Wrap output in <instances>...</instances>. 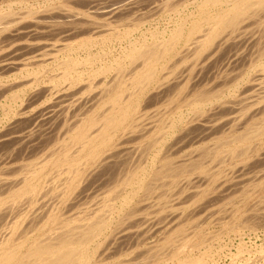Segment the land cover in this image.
I'll return each mask as SVG.
<instances>
[{
  "label": "bare ground",
  "instance_id": "obj_1",
  "mask_svg": "<svg viewBox=\"0 0 264 264\" xmlns=\"http://www.w3.org/2000/svg\"><path fill=\"white\" fill-rule=\"evenodd\" d=\"M88 1H91V2L93 1V2H95V4H96V2L97 3L99 2V1H95V0H60L59 6H54V5L48 6L47 5L46 8L44 7V9H40L41 7L40 8L37 7V9H33V10L22 9V11H16L14 6L15 5L16 6L22 5L24 3V0H19V1L14 2V3L12 2L13 4H11V3L9 5L7 4V7H5L6 9L0 8V59L3 58V56L5 57V55L7 53H9V50L15 46V44L10 41L11 37H9L10 36L9 32L12 33L11 31L14 30V28H15L14 33L12 35H14V34L17 35L19 33H22L23 30H26V29H18L17 28V25H20L19 27L22 28L21 25L23 23L22 24H19V23L22 20H24V18L26 19L25 22H27L26 17L29 18L32 16L31 17L32 19L30 18L28 20H31L35 27H38L39 29L41 28L42 30H43V28H47L45 34L50 33V30H48V28H50L51 26L52 27L58 26V27L63 28L62 29L63 33H64L63 35L66 36V37L64 36L65 40H66V38H67V40L68 39L73 40L72 43L70 40H69L70 41L69 43H64L65 41H63L64 45H63V43H61L62 45L59 44V46L55 42H53V44L55 43L56 45H53L52 43H50V45L49 44L48 45L51 46V49H47V50H46V48H49L48 45L41 42L40 39H37L36 42L32 41L30 43V45H32V47L38 46L39 48L41 46V43H43L44 46H46V48L44 47L45 48L44 50L41 48V50H43L42 52H45L44 55L42 54L43 56H45V55L48 56L51 54L53 55V53H55L53 55V56H55V60H56V64H55L56 68L55 69L58 70L59 72L55 71L56 74H54L52 77H50L52 85L40 87V84L42 82L41 81L42 80V74L40 73V71L35 72L34 70H33V73H31L32 71H29L30 73L27 76L21 77L22 80L17 79V76H15V77L10 76V77H8V79H5V80L1 78V80H0V96H4L6 93H8L11 90L19 89L16 94H14L12 92V94H14V96L13 95H11V96L14 97V99H15L14 101L21 100V99L23 100V103H24V101H27L28 106L25 104L26 108L29 106L32 107V105H35V104H39L40 100L42 101V98L46 99L48 97L52 98V100L49 99L50 103H52V104L58 103L57 107L55 106L56 108H54V109H53L54 105L53 106L48 105V107L51 106L53 110L51 113L49 112L48 114H46L47 117H49L48 121H50V123H51V125L48 123V126L46 125V127H49V125H50L49 129H51V130L49 132L53 133L52 134L53 137H54V135H55V138H56V136L58 137V139L56 138L57 140L54 138L52 139V141L55 140L53 143L54 145L51 147V148L54 147L53 150L49 149L50 150L48 152L49 155L46 153V157L43 156L42 160L38 156V158H40L39 160H37L35 158L36 160L34 159V160L30 161L29 163L23 165L20 169L17 170V172L16 171H15V173L10 172V174H14V176L12 175V177H11V175H10V177L9 176L8 177H1L0 176V264H103V262L105 263V261H107V260L115 259L117 257V254L118 255L122 254V252H116L117 251L116 249L118 248V247H116V245L120 246V245H118V243H120V241L128 240L129 244H131L130 240L133 238H134L133 241L136 239L141 241L144 238L148 239V237L151 236L150 235L151 232L153 234V230H154L153 229L154 227H152L153 222L150 221L151 223H149L148 221H149V219L151 220L152 217H154V216H149L151 218L148 217V219L146 217V219L142 220V221L140 220L141 216L138 217V219H139V220L137 219L138 221H136L135 218H136V216L143 215L144 213L146 214L147 209L149 210V208L150 209L152 208V210H153L154 206H155V209L156 208H159V209L162 208L163 209V207L165 208L167 205H164V204H166L167 201L168 202L170 201L169 199H167L168 198L167 192L171 190L170 194H171V192L174 193L176 191L174 189V187L179 183V181L182 182L185 178H188V176H190V175L192 176L193 173L200 172L202 175H205V177H207V180L209 179V182H214L218 179L219 176L221 177V175L219 174L220 172L219 173L215 172V171H219L218 168H220L221 166L220 167L217 166L218 168L213 170L214 173L209 172L208 169L211 170L213 167L216 166V164H215V166H213L214 165L213 164L212 165L213 167L210 166L211 168H208V166L210 165L209 164L210 162H214L216 160L218 161L219 159H220V161L225 160L226 158H224V156H226V157L228 156L231 158L235 157L238 159L241 158L242 156L243 157H249L251 154L257 155V153H259L260 150H262V152H260V154H264V146L261 147V145L264 144V78H261L260 80H258L257 77H259V76L257 75V77L255 78L256 80L254 79L253 81H251V84L253 85L252 86L253 87L252 92L258 93L259 94V95H257L258 97L251 101V99H253V98H250V96H247V98L248 97L250 98V100L248 99L250 102L245 104V101H244L243 103H240V104H244V106L238 105L236 107L234 106V104L236 102L232 103V101H231L232 99H230V100L226 99L228 97L227 94L228 93L232 94V88L233 87L236 89L237 86L242 84L241 81L245 80L246 82H249L248 80H250V78L247 79V77L244 76L246 78L245 79L242 76H240V78H237L236 76H234L237 79L235 78V80H234V82H232V84H228L226 81H225V83L223 81H221L223 83L218 84L216 87L207 86L210 83H208V82L205 83L207 80L205 82L203 81L204 79H207L206 78L207 76L205 77V76H203V74L209 75L206 73L205 69H206V67L210 61L212 62V60L215 59L214 61H215V65H216V64H218V61L216 62V60H219V59H221L222 61L226 60V64L229 67L231 65H233V63L238 64L240 62V60L241 59L244 60L243 58H245V55L248 54V53L245 54L246 48L248 46H253V47L255 46V48H256L255 52L256 53L254 52L255 55H254V57H252L253 55L251 56L250 61L247 60V61H249V65L248 66L246 65L247 67L246 68L244 67L245 69H243V70H245L246 73L248 72L249 74H250V72L252 73V71H254V73L256 71H260V72L264 73V30H262V32H260L261 30H259L261 27L263 28V26H264V0H158V1L156 0L154 2V4H152V3L149 4V2H153L154 0L153 1L149 0L146 3H145V0H143L144 2H142V1L138 2V3L136 2V4L134 3L136 0H134V1L131 0L134 5L131 3L132 5H130V4L127 5L126 9L124 8L125 5L123 7L124 9L119 8L120 12L116 11L112 16L110 15V17L114 19V20L112 19V21H111L112 23L103 24V25L100 24L101 23L100 21L98 22V21H96L97 19H95V16L97 17L102 13V12H100V10H102V8L101 9L99 8L100 6H102V4L98 5L99 6L98 8L87 9V8H89L88 6L90 4V2H88ZM107 1L108 0H106V2ZM109 2H113V0H110ZM118 2L119 1H117V3ZM121 2H119V3L121 4ZM58 3H59V1H58ZM114 3H116V2H114ZM124 3H125V0H124L123 4ZM87 4H88V6H87ZM95 4H93V5L91 4V5L94 6ZM144 4H146V5H144ZM116 5H115V7L114 6L113 7L116 8ZM95 6H97V5H95ZM31 8H32V6H31ZM33 8H34V6H33ZM91 9H94V10L91 11ZM109 9L107 7V10H109ZM106 13H108V11ZM111 13H112V10H111ZM103 14H104V12H103ZM107 15H109V14H107ZM107 15L105 14L104 16H107ZM111 18H108L109 22H110ZM125 20H127V21L125 22ZM251 22H252V25H250ZM113 23H119V24L114 25ZM49 24L51 25L50 27H49ZM155 24L159 25L162 28L156 27V26L154 27ZM148 25H149V27H148ZM248 25L250 27L254 26V28L255 27L259 28L258 29L259 32L256 28L255 29L257 31H255L253 29H250V31H249V29H246V28H249ZM23 26H25V25H23ZM32 26H31V28L33 29L34 26L33 27ZM52 27H51V29L53 30ZM28 28H30V26ZM28 28H27L28 31L31 30ZM61 28H60V30H61ZM39 29H38V33L40 31H42V30L39 31ZM243 29H245L246 31L244 33H240L241 30H243ZM52 30H51V34H52ZM62 30L60 31V33L59 32L58 33L61 34ZM47 31H49V32H47ZM25 32H27V31H25ZM34 32L37 33V30ZM53 32H54V34H56L55 29L53 30ZM27 33L29 34L30 32H27ZM27 33H26V35H27ZM33 33H31V34L33 35ZM51 34H50V36H51ZM61 35H59V36L62 37ZM42 36L45 37L46 35L44 36L42 34ZM48 36H49V34H48ZM50 36H49V38H51ZM30 37L32 39V36H30ZM57 37H58V35H57ZM57 37L55 38V39H57L56 41H58L60 39V37H58V38ZM14 38H17V37L14 36ZM14 38H13V40H14ZM18 38H20V36H18ZM37 38H39V37H37ZM53 38L54 37H52L51 39H53ZM23 39H25V38H23ZM29 39L26 38V40H29ZM31 39H30V41H31ZM61 39H63V38H61ZM16 41H18V40H16ZM106 42L119 44L118 50H120V52H118L119 54L117 55V57L115 56L114 59L112 58L113 60H110L109 56L112 54V50L115 48H113V46H112L113 49L110 47V49L108 48L109 51L105 52V50L103 49L104 46L102 44H105ZM123 42H125L126 44L125 45L122 44ZM59 43H60V41H59ZM43 44H42V47H43ZM23 45H25V44H23ZM30 45H28L27 47H31ZM99 45H102L103 54H101L100 52H99L100 54L91 53L92 50L94 48L98 47ZM20 46L22 47V45H19V47ZM27 47L22 48L21 50L26 49ZM253 47H252V49L254 50ZM17 48H18V46L15 48V50ZM28 49L30 50V48H28ZM248 49H249V47H248ZM33 50L35 51V48ZM33 50H32V52H33ZM41 50L39 49L38 51H41ZM88 50H91V51L89 52ZM253 50H251V51L253 52ZM17 51H19V50L17 49ZM83 51L85 52V54H82ZM114 51H116V50H114ZM249 52H250V50H249ZM12 53H11V55H13ZM74 53L77 55L73 56L72 54H74ZM25 54H27V53H25ZM25 54H23V55H25ZM39 55L41 57V54H39ZM249 55H251V53ZM10 56L8 55V57H10ZM15 56H17V54ZM36 56H38V55H36ZM36 56H34V57H36ZM19 57H21V56H18V58ZM246 58H247V56H246ZM47 59H49V58H47ZM47 59L38 60L36 62L34 61L35 60L34 59L33 61H28L25 63L22 62L19 65H15L16 63L15 64L12 63L14 65H10V66L7 63H6V65L2 63L4 66L3 67L1 66L0 69H2V70H0V71L2 73L4 71V73H6V74H8V73L13 74V72H15V71L23 70L24 68H21V67H24L26 65L28 67V65L31 66V65L35 64L37 66L42 67V66H44V64H46L44 62H46ZM247 59H249V58H247ZM1 60H3V59H1ZM1 60H0V62H1ZM5 61H6V57H5V60L3 62H5ZM97 61H100L102 63V65L100 67L95 66ZM222 61H220V62H222ZM244 61L241 63V65H243ZM54 63H55V61H54ZM101 63H99V64H101ZM237 64H236V66H239ZM209 65H210V63H209ZM184 66L185 67L190 66L188 69L186 67V69L188 71V72L186 71L187 75H184V72H185ZM213 67H211V68L213 69ZM220 67H222V66H220ZM31 68H32V66H31ZM235 68L232 70L236 71ZM197 69H199V71ZM196 70L198 72H196ZM43 71H45V70H43ZM240 71H241V68H240ZM34 72L36 74H34ZM223 72H225V71H223ZM238 73H240V72H238ZM32 74L35 78L31 80V78L33 76L32 77H29V76ZM38 74H40V75H38ZM256 74H257V72H256ZM17 75H18V73H17ZM222 75H221V78H222ZM101 76L103 77V78H101L102 80H99L96 82L95 81L96 78L101 77ZM227 76H230V75H227ZM237 76H238V74H237ZM254 76H256V75H254ZM200 77H201V79H200ZM251 77L254 78L253 76H251ZM209 80H210V78H209ZM219 80H221V79H219ZM44 84H46V83H44ZM59 85L65 86L66 87L65 89H68V91L67 92L65 91L66 92L65 94L58 97L57 94H59V91H57V90L62 91V89L58 87ZM81 85H83V86L79 88L80 90H76V92L74 90H72L73 88L81 86ZM213 85H214V82H213ZM190 86H191V89H190ZM246 86H247V84H246ZM28 89L31 90V94L29 95V97H26L27 96L26 92ZM77 91H79L80 93L82 92V95L75 97ZM248 91H250V90H248ZM233 93H234V91H233ZM244 93L247 94V92H244ZM251 93H249V95H251ZM165 96H166V98H165ZM252 96L253 95H251V97ZM25 98H27V99H25ZM160 98L161 99L165 98L164 100H165L166 105H167V103H169V105H170L171 102L173 103V102H175V100H177L176 101L177 104H175V106L180 105L181 112L178 114V116H175V117H172L169 113L171 118L170 117H169L170 119L168 118L169 121L166 118L167 122L166 121L164 122V123H166L164 126L162 125L163 119H160V121L157 120L158 123L154 124V125L149 126L146 123H145L146 126L142 125V120H143L142 116L145 113L141 112L143 114L142 115L140 113V111H141V109H142V111L144 110L143 108H144L145 104L148 106L146 100L151 99L153 102V100L159 101ZM228 101L230 103H232L233 105H230ZM237 101L241 102V100H237ZM45 104H46V102H45ZM151 104H149V106H152ZM161 104L163 105L164 103L161 102ZM169 105L166 106V108L167 107L169 108ZM229 105L233 106V107H230ZM173 106L174 105L171 104L172 109H174ZM8 107H10V106H8ZM38 107L45 109V108H43V106H40V105H38ZM38 107H37V105H36V107H33V112L27 111V109H21V111L17 110V113H16V111H14V112L16 115H22V117L28 113H32V115L33 114L35 115L42 110L40 108L41 110L39 109L40 110L39 111ZM160 107H159V109L158 108L157 109L161 110L163 106L161 107V109H160ZM228 107L232 108L233 112H234V109H237L236 114L234 115V113H233V115H232L233 119H231V120H233V125L231 126L232 130L226 131L229 128V126L227 125L228 126L227 127L226 124L231 125V123L227 122L230 120L228 118L229 120L227 119L223 130H219L221 133L219 135L217 134L218 136H216V134H215L216 137L214 136V140H216V141L212 142V145H206L207 149H205V148L203 149V148H201V146H200V148L198 147L199 152L205 150L201 153V156L197 157L199 154L195 153L196 157H197L196 159H191L188 157L189 159H191L190 161H188V159H187L188 162L184 163L182 160L183 163L181 161H178V162H180L179 164H174L175 161L173 162L170 159V156L172 154H170V156L165 155V154H168V150H167L168 146H166V145H167V143H170L171 140L173 141V144L171 143L173 146L175 139H177L181 143L180 140L184 141V139L187 137L189 139V135H190V137L193 135L192 139H191L192 143H193V140L196 141L199 139V141H200L201 137L203 138L208 134H212L213 131L216 132L218 129H221L222 128L221 126L224 124V123L221 124V122H225L224 120H226V119H223V117L228 116V114L226 113L227 112L226 109ZM146 109H148V108H146ZM157 109H155V110L158 113L159 111H157ZM45 110H47V109H45ZM49 110H51V108L50 109L48 108V111ZM155 110H153V111L155 112ZM175 110H177V109H175ZM175 110H173V111H175ZM217 111H219V113H221V112L226 113L227 115L225 114L223 116L222 113L218 114ZM224 111H226V112H224ZM4 112H7V110ZM34 112H36V113H34ZM42 112H41V114L45 113V111H44V113H42ZM164 112H165V110H164ZM164 112H162V114ZM148 113L153 114L151 112V110H149V109H148ZM210 113H215V115L218 114L220 116H217V117H219L218 119L215 120V118H216L215 117L213 120L214 114L213 115L211 114V116H210ZM38 114L40 117L41 114L40 113H38ZM49 114H50V116H48ZM160 114H161V112H160ZM167 114H165V115H167ZM229 114H231V113H229ZM46 115H45L44 119H46ZM155 115L156 114H153L151 116L149 115V116L152 117V120H153ZM172 115H173V113H172ZM22 117H20V118H22ZM29 117H28V120H30ZM35 117L36 116H34V118ZM71 117H73V118L75 117V119H73L74 121L72 120L71 122H69ZM145 117H146V114H145ZM150 117H149V119H151ZM228 117L231 118V116H228ZM159 118H160V116H159ZM25 119H26V117H24V119H21V120L24 121ZM146 119H148V117H146ZM197 119H198V121L195 122V120H197ZM21 120H19V121H21ZM35 121H36V119H35ZM34 122H32V124H34ZM37 122H39V121H36L35 126L37 125ZM43 122H44V120H43ZM43 122L41 120V123H43ZM68 122L70 124H68ZM153 122L154 121H152V122L150 121L148 123H153ZM21 123H22V121H21ZM41 123H38V125ZM45 123H46V121L44 122V124H41V125L44 126ZM155 123H156V120H155ZM23 124H24V122H23ZM25 124L28 125L27 123H25ZM32 124L30 123L29 125H32ZM240 124H241V127H240ZM66 125L68 128H66ZM11 127H13V126H11ZM24 127H25V125H24ZM30 127L31 126H29V127L27 126V128L25 127L26 128L25 130H27L28 128L30 129ZM233 127H234V129H233ZM22 128H20V129H22ZM36 128L38 131L37 126H36ZM42 128H45V127H42ZM63 128L66 129V131H64ZM20 129H19V131H20ZM22 130L24 131V129H22ZM37 131L35 130V127L31 128L27 132L25 131L26 133H24L25 135L22 136V138L24 139V141H27L29 143L32 142V145H33V142L35 143L37 139L40 142L39 138H41V137H39V136L41 135L43 137H46V135L44 136V135H42V133H39ZM39 131H41V130H39ZM47 131H48V128L46 130V133L49 134V132H47ZM61 131L62 132L64 131V133L61 134ZM4 132H6V131H4ZM14 133H16V132L14 131L12 134H14ZM19 133H21V131ZM61 135H63V137ZM15 136L16 135H14V139L17 142L23 141L22 138H21L22 139V141H21V139L20 140L16 139ZM49 136H47V137H49ZM131 136L132 137L135 136V139L138 136L141 139L142 138L143 139L144 138H147V139L151 138V142L149 140L150 143H145L143 145L141 144L142 142H140V141L135 142L136 144H138V143H139V145L141 144V147L145 146V145L147 146V147L146 146L144 147L145 149L143 147H142L143 149L142 148L140 149L139 146H138L139 148L136 147V149L139 152L138 153L136 150V152L138 153L136 155V157L138 158L139 155L140 156L142 155L141 157L139 156L142 159L139 161L138 164L136 163L137 159L135 160L136 161L135 163L137 165L133 164V162H132V164H130L131 161H129L130 163L127 162L129 167L132 165H136V166L130 167L127 170L125 169L124 171H118L119 173L115 172V174H117V175H115V177H113L111 179H107L104 182L103 181V179L105 178L104 174H107L105 172L107 167H106V169L104 167L106 165H108L109 162H112L113 157L115 158L113 160H116V158H119L118 154H123V152L125 153L126 150L124 149L125 151L123 150V152H118L117 153L118 157H115V155H113V157L107 156V155L111 154V152L112 153L116 152V151L110 152V150L117 149V147L119 145L123 146L124 143L120 141V140H123L122 138L126 137L125 140L127 141V140H129L128 138ZM209 136L210 135H208V138H209ZM11 137H13V136H11ZM18 137H21V136L18 135L17 138ZM153 137H154V139H153ZM175 137H177V138H175ZM205 138L207 139V137H205ZM205 138L201 139V140H205ZM188 139H185V140L187 141ZM6 140H8V138ZM117 140H119V141H117ZM125 140H123V141H125ZM191 140L189 139V141H191ZM52 141L50 140V142H52ZM131 141H129V143ZM134 141L135 140H133L132 142H134ZM15 142H14L13 146L15 145ZM43 143H45V142H43ZM176 143L177 142L175 140V144ZM178 143L176 144V147L174 148L175 150H176V148H178L179 150L181 148V146L177 147ZM19 144H22V143L18 142L16 144V146H18ZM171 144L169 147H171ZM37 145H39V144H37ZM16 146H14V148L9 152V156L6 155L7 157L0 158V167L4 164L8 165L12 160H14L16 158V153H17L16 150H18L16 148ZM19 146L23 149L22 145H19ZM209 146H210V148H209ZM2 147L4 148V144ZM42 147H43V145H42ZM124 147H125V144H124ZM121 148H123V147H121ZM125 148H127V147H125ZM43 149L45 150V148H43ZM46 149H47V146H46ZM44 150L41 151V153L38 152L36 154H42V152L45 153ZM140 150L143 153H141ZM179 150H178V152H179ZM194 150L195 149H193V151ZM196 150H197V148H196ZM128 151L130 152V149ZM128 151H126L127 155H128ZM134 151H135V149H134ZM3 152H2V155L5 153V152L4 153ZM136 152L132 151L131 154H135ZM176 153H177V150H176ZM21 154L23 155V153H21ZM26 154H28V153L26 152ZM35 155H33V156H35ZM125 155H126V153H125ZM26 156H28V155H26ZM33 156H32V159H33ZM120 156H122V155H120ZM173 156H175V155H173ZM261 156H263V155H261ZM261 156H259V158H263ZM110 157H111V161H109ZM192 157L194 158L195 156H192ZM125 158H124V160H125ZM21 159H22V157H21ZM246 159L247 158H245V161H246ZM263 159H262V161H263ZM16 160H18V159H16ZM227 160H229V159H227ZM227 160H225V161H227ZM240 160L238 163H240ZM248 160H249V158H248ZM256 160H258V157L256 158ZM119 161H120V159H119ZM185 161H186V159H185ZM251 161L254 162V159H252ZM242 162H244V161L242 160ZM116 163H117V161H116ZM214 163H217V162H214ZM227 163H228V161H227ZM236 163H237V161H235L234 164L237 165ZM263 163H264V161H263ZM256 164H258V163H256ZM256 164H254V165H256ZM244 165H246V164H244ZM228 166H230V165H228ZM233 166H231L229 168H232ZM242 166H243V164H242ZM250 166H253V165L251 164ZM262 166H264V164H262ZM257 167H258V165H257ZM6 168H8V167H6ZM226 168H224L223 170H225ZM250 168L251 167L247 168L246 170L249 171ZM261 168H263V167H261ZM261 168H260V170H261ZM109 169H112V168H109ZM113 169H115V168H113ZM236 169H239L238 165H237ZM236 169H235V171H236ZM252 169H250V170H252ZM1 170H3V168ZM6 170H8V169H6ZM239 170H243L240 172V174L241 173H247L246 170L244 172V169L240 168ZM239 170H238V172H239ZM11 171H13V170H11ZM230 171L231 170H229V172ZM257 171H258V168H257ZM262 171H264V170H262ZM3 172H5V169H4V171H2V173L1 172L0 173L1 174L6 173V172L5 173H3ZM227 172L228 171H225L226 174H227ZM231 172H233V171H231ZM253 172H254V170H253ZM258 172H261V171H258ZM221 173H222V171H221ZM235 173H237V171ZM256 173L257 172H254V174L250 175V176L255 177ZM111 174L112 173L110 172V175ZM196 174H198V173H196ZM201 174L198 176H202ZM258 174H256V175H258ZM107 175L109 176V173ZM107 175H106V177H107ZM232 175H234V173ZM237 175H238V177H236V178L238 179L240 175L239 174H237ZM223 176L224 175L222 174V177ZM192 177H194V176H192ZM202 177H199V178H202ZM220 177L217 181H219L221 179ZM230 177H232V176H230ZM254 177L252 179V182L248 181V183H250V182L251 183L248 184L245 189H242L243 192L240 191L241 190L240 188L242 187L243 182H247L246 178L244 179L246 181L240 180V182L242 183L241 185L238 184V186L239 185L241 186L240 188L237 187L238 189H240L238 191L243 193V197L239 198V199L240 200L242 199L241 201L243 203L247 202L248 199L252 198V196L255 195V193L257 191L262 190L261 192H264V176L262 178L260 177V179H258L257 178L258 176H256L257 180L253 181ZM95 178L96 179L98 178V180L96 182H94L96 180ZM191 178H189V179H191ZM236 178L234 180L235 183L237 181ZM181 179H182V181H181ZM204 179H206V178H204ZM241 179H243V178H241ZM191 180H189V181L191 182ZM196 180H194V181H196ZM198 180L199 181H197V182H200L201 179H198ZM202 180H201V183L205 181V180H203V181ZM249 180H251V179H249ZM184 181H187V180L185 179ZM184 181H183V183H185ZM189 181H187V182H189ZM194 181H192V183ZM224 181H225V179H224ZM227 181H228V179H227ZM231 182L234 183L233 181H231ZM192 183L191 184L187 183L186 187L189 184L190 185L189 187L192 188L196 182H194L193 186L191 187ZM206 183H208V182L205 181L204 184H206ZM220 183L221 184H219V182H218V186L223 184V182H221V181H220ZM214 185H215V183H214ZM227 185H228V183L226 184V186H224L225 189H227ZM203 186H204L203 184L200 186L201 188L199 189L198 193L196 192L197 194L195 196H194V194L193 195L189 194V198L191 196L193 198L191 197L190 199H194V198L199 199V197L201 198V196L203 194H205L206 192H208V190H209V188L206 189V186H208L207 184L205 187H203ZM179 187L180 186H178V188ZM186 187H184V189H183V187H180L183 189V190L181 189L182 193L185 191ZM189 187H188V189H189ZM228 187H229V185H228ZM234 187H236V186H234ZM99 188H101L100 189L101 191H100V193L97 194V192H99V191H97ZM175 188L178 189L177 186ZM193 188H195V187H193ZM210 188L214 189L215 186L210 187ZM243 188H244V186H243ZM80 189L86 190V191H88V193H89V191H92V192H93V190L95 191L96 196L94 195V193L93 194L91 193L92 196L94 195L95 197L93 196V198H92L91 194L89 195L90 200L92 198V200L90 201V203H91L90 205H86V206L84 205L83 206V204H79V203H84V202L87 203L86 201L89 199V196H88V198H85L84 202H82V201L80 202V200L83 199V197H84V196L81 197L83 192H81ZM172 189L175 191L173 192ZM230 189L233 190L234 188H230ZM221 190L223 191L224 189H221ZM158 191H160V193ZM222 191H221V193L223 194V192H225V190L223 192ZM227 191L229 193H232V192H230L231 190H227ZM185 192H188V190H186ZM190 192H188V193H190ZM154 193L155 194L159 193V196H158V194L155 196L156 198L159 197L156 201V202L159 201L157 204V205H159L158 207L156 204L154 205V204L150 203L151 201L154 202L152 200L153 199L152 196L155 195ZM192 193H193V189H192ZM213 193L214 192H212V194ZM219 193H220V191H219ZM168 194H169V192H168ZM83 195H84V193H83ZM184 195L185 194H183V196ZM186 195H187V193H186ZM223 195H225V194H223ZM223 195H220V196H223ZM226 195H228V194L226 193ZM235 195H237V193ZM239 195H242V194H239ZM256 195L253 197H256ZM214 196L216 197V195H214ZM231 196H232V194H231ZM258 196H259V194H258ZM80 197H81V199L79 200L78 198H80ZM180 197L181 196H179V199H180ZM184 197H186V196H184ZM208 197H210V195ZM228 197H230V196H228ZM261 197H262V195L260 196V198ZM227 198H223V199L227 200ZM177 199H178V197H177ZM235 199H236V197H235ZM47 200H49V201L46 203L45 201H47ZM172 200L173 199H171V201ZM187 200L188 199H186L185 201H187ZM217 200L218 199H216V202H217ZM230 200H231V198H230ZM232 200H234V197ZM232 200H231V202H234ZM92 201L93 202L96 201V202L93 203ZM195 202H196V200H195ZM213 202L215 203V201H212V203ZM263 202L264 201H262V204H263ZM140 203H142V204L145 203L146 206H144V207L147 209L145 210L143 206H142L143 209H140ZM178 203H180V202H178ZM184 203H187V202H184ZM160 204H161V207H160ZM171 204L172 203L169 202V205H171ZM92 205H94V206L92 207ZM172 205H174V204H172ZM234 205L236 206L238 204H234ZM253 205H255V207H257L256 204H253ZM151 206H153V207H151ZM174 206H171V207H173V209L175 210V208L177 206L175 208H174ZM259 206H260V202H259ZM236 207H235V209H232V210H236ZM263 207L264 206L262 205L261 210H263ZM180 208L181 207H179V209ZM220 208H221V206H220ZM239 208L237 210H240ZM251 208H249V209L252 210L253 208L252 209ZM257 208L260 210V207H257ZM257 208H255V209H257ZM173 209H170V214L175 213ZM225 209H226V207H225ZM225 209L223 208V210H225ZM243 209H245V208H243ZM246 209L249 210L248 208H246ZM167 210H169V209H167V207H166V211ZM171 210L174 213H172ZM177 210H178V208H177ZM221 210L219 213H221ZM250 210H249V213H250ZM259 210H257V211H259ZM155 211H157V210H155ZM191 211H193V210H191ZM211 211L213 212V210H211ZM158 212H160V211H158ZM182 212H183V210H182ZM224 212H226V211H224ZM233 212L234 211H232L230 213L228 212L229 214L228 213L227 214L230 216L231 214H233ZM245 212H246V210H244V214H245ZM252 212L253 211H251V215L252 214H254V216L257 215L256 211H255L256 213H252ZM259 212H261V211H259ZM148 213H150V212H148ZM148 213H147V215H150ZM151 213H154V211H152ZM226 213H224L225 215L222 213V215H224L223 217L227 216ZM236 213H238V211L235 212V214ZM249 213H247V214H249ZM162 214L166 215L167 213L166 214L162 213ZM207 214L208 213H206V215ZM184 215H185V213H184ZM197 215H199V214H197ZM251 215H248L246 217H248L250 220L249 216H251ZM166 216H170V215H166ZM192 216H194V215H192ZM259 216H260L259 218H257L258 216H255L254 218L256 220H253L254 218L252 215L253 219L248 221V220H246L247 218L244 215L242 220L245 219L246 221H248L247 225H245V223H243L244 227L250 226L253 229H257L255 227L256 223L258 221L263 223V220H264V217H262L261 215H259ZM227 217H225V218H227ZM132 218H134V221L136 223H134ZM167 218H169V217H167ZM175 218L176 217L174 216V219ZM131 219H132V222L134 223L133 225H132V222L130 221ZM155 219H156V216H155ZM171 219H173V217ZM199 219H202V218L200 217ZM239 219H241V218L239 217ZM182 220H180V221H182ZM204 220H206V219L204 218ZM220 220H221V218H220ZM129 221L131 222L130 226H128V225L126 226V224H124V223L129 224L130 223ZM163 221L159 224L164 223ZM190 221H189V223L187 222V225L190 224ZM221 221L223 222V220H221ZM167 222H168V219L166 220V223ZM170 222H172V220ZM193 222H191V223H193ZM260 222H258V224ZM122 224H124L126 227L123 225L124 228L121 230L119 228H122L121 227ZM179 224H181V223L176 224L178 226L177 229L173 230L171 228L172 232H170L169 234L166 232L167 230L164 231L165 229H163V232L167 233V235L164 237V233H162L164 240H161V239L159 240V242L162 241L161 246L160 245L156 246L154 243V245L156 246L155 248L158 247V249L155 250L157 252H154L155 248H150V249L148 248L150 252L142 248L144 252L147 251V252H145L147 255H143L142 254L143 252L141 253L142 250L140 249V253L138 252L139 253L138 255L140 258L138 260V262H140L139 264H151V263H154L155 261L157 262V261L163 260L164 258L167 257V255L169 256V254H167V253L172 250V247H170V246L175 245L177 243V242L175 243V241H178L177 235L178 234H184V232L182 230L183 226L182 225L179 226ZM229 224H231V223H229ZM240 224H242V223H240ZM261 224L259 226H261ZM114 225H116V226L114 227ZM157 225L158 224H156V228L158 226H160V225H158V226ZM187 225H184V226H187ZM199 225H201V224H199ZM153 226H155V225L153 224ZM229 226L231 228H233L232 225H229ZM239 226H242V225H239ZM256 226H258V225H256ZM190 227L194 228L193 225H190ZM202 227H204V226H202ZM234 227H236V226H234ZM237 227H238V225H237ZM250 227H249V229H250ZM183 228L185 229V227H183ZM117 230L119 231L120 235H119ZM232 230H230V231H232ZM197 231H199V230H197ZM220 233H223V232H220ZM116 234H118V235H116ZM194 234H197V233H194ZM216 234H217V232H216ZM192 235H193V233H191V236ZM188 236H184L181 239L182 244L179 245V247H178L179 250L177 249L176 245L173 246L174 247L173 249L177 250V251L175 253H173L172 256L173 255L177 256L180 254L179 252H184L185 248H187L189 243H191L193 240V239H191L190 236L188 238ZM161 237L162 236H160L159 238H161ZM193 237L194 236H192V238ZM208 237H209V235H208ZM208 237H206V238H208ZM210 237H211V235H210ZM128 241H126V242H128ZM136 242H138V241H136ZM153 242L151 241L149 243L151 244ZM157 242H156V244H157ZM199 242H201V241H198V243ZM198 243H196L197 246H198ZM125 244H127V243H125ZM139 244H141V242ZM124 246H125V248L127 246L132 248V245L131 246L130 245H127V246L124 245ZM147 246H148V244L145 247H147ZM142 247H144V246H142ZM152 247H154V246H152ZM167 247L168 248L170 247L169 251L167 253H165L166 256H162V254H164L163 252H165L163 249L164 248L167 249ZM120 249H122V248H120ZM120 249H119V251H125V249L124 250H120ZM127 249H129V248L127 247ZM256 251H258V250H256ZM108 252L112 253L110 257H109L110 254L109 255L106 254ZM152 252H154V254ZM239 252H240V250H239ZM113 253H114V255H113ZM261 253H263V251ZM238 254H243V253L240 252ZM248 255H250V254H248ZM137 256L135 257L136 261L138 259ZM236 256H238V255L236 254L235 257ZM201 257H203V256H201ZM260 257H262V256H260ZM121 258H123V257H121ZM135 258H133V259L135 260ZM196 258L192 259V261L190 260L191 259L190 258L189 261H191L192 264H203L202 261L204 259L199 260L200 258L199 259L198 258L196 259ZM239 258H241V257H239ZM254 258H252V259H254ZM130 259H132V258L130 257ZM249 260H251V259H249ZM117 261L112 260V263H108V262L107 263L108 264H122V262L127 261V260L123 259L121 262L116 263ZM133 262H125L123 264H134ZM185 264H186V261H185ZM188 264H190V263H188Z\"/></svg>",
  "mask_w": 264,
  "mask_h": 264
},
{
  "label": "rangeland",
  "instance_id": "obj_2",
  "mask_svg": "<svg viewBox=\"0 0 264 264\" xmlns=\"http://www.w3.org/2000/svg\"><path fill=\"white\" fill-rule=\"evenodd\" d=\"M1 2H0V8H2V9H6L5 7H7V4L9 5L10 3L11 4H13L14 2H17V1H19V0H0ZM38 1V2H37ZM58 1H59V3H58ZM95 1H99L98 3L96 2V4H95V2H91V1H88V2H90V4H89V6H88V4H87V6L89 7V8H87V9H90V8H98L99 6L98 5H101L102 4V6H100L99 8L101 9L102 8V10H100V12H102L99 16H95V19H97L96 21H100L101 23L100 24H110V23H112L111 21H112V19L113 18H111L110 17V15L112 16L116 11H119V8H121V9H126L127 7V5H132L133 4V2L132 1H134V0H125V3L123 4V2H124V0H113V2H109L110 0H108L107 2H106V0H95ZM103 1V2H102ZM117 1H119V2H121V4L118 2L117 3ZM129 1V2H128ZM131 1V2H130ZM144 2L143 0H136L134 3L136 4V2L138 3V2ZM147 1H149V0H145V3L147 2ZM150 1H153V0H150ZM156 0H154L153 2H149V4L150 3H152V4H154V2H155ZM158 1V0H157ZM13 2V3H12ZM28 2V3H27ZM114 2H116V3H114ZM108 3V4H107ZM132 3V4H131ZM40 4V5H39ZM42 4V5H41ZM57 4V5H56ZM93 4H95V5H97V6H92ZM105 4V5H104ZM110 4V5H109ZM117 4V5H116ZM120 4V5H119ZM123 4V5H122ZM148 4V3H147ZM148 4V5H149ZM49 6V5H54V6H59L60 5V0H24V3L22 4V5H18V6H14V8L16 9V11H22V9H27V10H33V9H37V7L38 8H40V9H44V7L46 8V6ZM91 5V6H90ZM109 5V6H108ZM115 5H116V8H114L115 7ZM119 5V6H118ZM124 5H125V7H124ZM134 5V4H133ZM144 5H146V4H144ZM31 6H32V8H31ZM33 6H34V8H33ZM104 6V7H103ZM111 6V7H110ZM114 6V7H113ZM118 6V7H117ZM106 7V8H105ZM107 7H108V9L110 10H107ZM113 7V8H112ZM124 7V8H123ZM29 8V9H28ZM105 9V10H104ZM114 9V10H113ZM120 9V10H121ZM92 10H94V9H91V11ZM104 10V11H103ZM111 10H112V13H111ZM108 11V13H106ZM103 12H104V14H103ZM120 12V11H119ZM111 13V14H110ZM107 15V14H109V15H107V16H104V15ZM32 17V16H31ZM31 17H26L27 18V22H25V18H24V20H22L19 24H22L21 26H22V28H20L19 26L20 25H17V28L18 29H26V30H23L22 31V33H19V34H14V35H12L13 33H14V30H15V28H14V30H12L11 32L12 33H10L9 32V37H11L10 38V41L12 42V43H14L15 44V46L13 47V48H11L10 50H9V53H7L9 56L11 55V53L13 54V55H11L10 57H8V55L6 54L5 55V57H6V61L5 62H3L4 60H5V57L3 56V58H1V59H3V60H1V62H0V68H1V66L3 67L4 65L3 64H5L6 65V63L7 64H9V66L10 65H14L15 63V65H19V64H21L22 62H28V61H33L34 59V61L36 62V61H38V60H42V59H47V58H49V59H47L46 60V62H44V63H46V64H44V66H37V65H31L32 66V68H31V66H29L28 65V67H27V65L26 66H24V67H21V68H24L23 70H21V71H15V72H13V74L12 73H8V74H6V73H4V71H3V73L0 71V80H1V78L2 79H8V77H10V76H12V77H15V76H17V79H21V77H23V76H27L30 72L29 71H32L31 73H33V70L36 72V71H40V73L42 74V82H41V84H40V87H45V86H49V85H52V83H51V78L50 77H52L54 74H56V72H59L58 70H56L55 68H56V60H55V56H53L55 53H53V55L51 54V55H48V56H43L44 54H45V52H42L45 48H46V46H44V44H46V45H50V43H52L53 44V42H55L56 44H58V46H59V44H61V43H63V41H65L64 43H69L70 41H71V43H72V41L73 40H70V39H68L67 40V38H66V40H65V35H63L64 33H63V28H61V27H58V26H56V27H52L50 24H49V27L51 26L52 28H53V30L55 29L56 30V34H54V32H53V30L51 29V27L50 28H48V30H50V33H47V34H45L46 33V30H47V28H43V30L40 28H38V27H35L34 26V24H33V22L31 21V20H28V19H30ZM103 17V18H102ZM108 18H111V20H110V22H109V19ZM32 19V18H31ZM114 20V19H113ZM30 21V22H29ZM127 20H125V22H126ZM114 22V21H113ZM26 23V24H25ZM121 23V22H120ZM28 24V25H27ZM114 25H117V24H119V23H113ZM23 25H25V26H23ZM27 25V26H26ZM34 27H33V26ZM250 25H252V22H251V24ZM30 26V28H28ZM31 26L33 27V29L31 28ZM106 26V25H105ZM160 27L159 25H154V27ZM249 26V25H248ZM16 27V26H15ZM148 27H149V25H148ZM172 27V26H171ZM16 28V29H17ZM27 28L28 29H31V30H27ZM35 28V29H34ZM39 29V31L40 30H42V31H40L39 33H38V29ZM60 28H61V30H62V32H61V34H59L60 33ZM160 28H162V27H160ZM257 30L259 29V28H257V27H255ZM254 28V26H252V27H250L249 26V28H246V29H249V31H250V29H253V30H255V31H257L256 29ZM263 28H264V26H263ZM262 27L259 29V30H261L260 32H262V30H264ZM45 29V30H44ZM37 30V33L36 32H34V31H36ZM51 30H52V34H51ZM59 30V31H58ZM259 30H258V32H259ZM25 31H27V32H30L29 34L27 33V32H25ZM246 30L245 29H243V30H241V32L240 33H244ZM34 32V33H33ZM42 32V33H41ZM47 32H49V31H47ZM59 32V33H58ZM26 33H27V35H26ZM31 33H33V35L31 34ZM36 33V34H35ZM41 33V34H40ZM247 33V32H246ZM22 34V35H21ZM31 34V35H30ZM41 36H40V35ZM42 34L45 36V37H43L42 36ZM48 34H49V36H50V34H51V38L52 37H54L53 39H51V38H49V36H48ZM39 35V36H38ZM54 35V36H53ZM57 35H58V37H60L59 35H61L62 37H60V39L58 40V41H56L57 39H55L56 37H57ZM14 36L15 37H17V38H14ZM18 36H20V38H18ZM23 36V37H22ZM30 36H32V39H31V37ZM34 36V37H33ZM56 36V37H55ZM65 36V37H64ZM139 36V35H138ZM22 37V38H21ZM37 37H39V38H37ZM57 37V38H58ZM13 38H14V40H13ZM23 38H25V39H23ZM26 38L27 39H31V41H30V39L29 40H26ZM35 40H34V39ZM47 38V39H46ZM61 38H63V39H61ZM12 39V40H11ZM23 39V40H22ZM37 39H40L41 40V42H43V43H41V46H40V48L38 47V46H33L32 47V45H30V43L33 41H37ZM43 39V40H42ZM46 39V40H45ZM50 39V40H49ZM55 39V40H54ZM16 40H18V41H16ZM49 40V41H48ZM62 40V41H61ZM70 40V41H69ZM15 41V42H14ZM28 41V42H27ZM59 41H60V43H59ZM18 42V43H17ZM23 42V43H22ZM46 42V43H45ZM49 42V43H48ZM29 43V44H28ZM53 44V45H56V44ZM64 43H63V45H64ZM23 44H25V45H23ZM42 44H43V47H42ZM108 44V45H107ZM122 44H126L125 42H123ZM19 45H22V47L20 46L19 47ZM28 45H30L31 47H27ZM48 45V47L49 48H46V50L47 49H51V46H49ZM62 45V44H61ZM60 45V46H61ZM104 47H103V49L105 50V52H108L109 51V49H110V47L112 48V46H113V48H115V49H113L112 50V54L109 56V59L110 60H113L114 59V57L116 56L117 57V55L119 54L118 52H120V50H118L119 49V44L118 43H111V42H106L105 44H102ZM102 45H99L98 47H96V48H94L93 50H92V52L91 53H93V54H103V52H102ZM106 45V46H105ZM18 46V50L19 51H17V49L15 50V48ZM27 47L26 49H23V50H21L22 48H25V47ZM38 47V48H37ZM45 47V48H44ZM248 47H249V49H248ZM247 48H246V51H245V54L246 53H248V54H246L245 55V58H243L244 60H240V62L237 64V63H233V65H231L230 67L226 64V60H224V61H222L221 59H219V60H216V62L218 61V64H216L215 65V59L214 60H212V62L210 61L209 63H210V65H209V63H208V65H207V67H206V73L207 74H209V75H206V74H203V76H207L206 78L207 79H204L203 81L205 82L206 80V82L205 83H210L209 85H207V86H210V87H216L218 84H221V83H225V81L228 83V84H232V82H234V80H235V78L237 77V78H240V76H242V77H247V79H249L250 78V80H248L249 82H246L245 80L244 81H241V83L242 84H240L239 86H235L236 87V89L233 87L232 88V94H227V100H230V99H232L231 101H232V103H234V102H236L235 104H234V106L236 107V106H241V105H243L244 106V104H240V103H243L244 101H245V104L246 103H249L250 101V98H253V99H251V101L252 100H254L255 98H257L258 96L257 95H259L258 93H255V92H252L253 91V85L251 84V81H253L256 77H257V75L259 76V77H257V79L258 80H260L261 78H264V73L263 72H260V71H256L257 72V74H256V72L254 73V71H252V73L250 72V74L247 72L246 73V71L245 70H243V69H245L248 65H249V61H250V58H251V56L252 57H254V55H255V46L253 47V46H248ZM252 47L254 48V50L252 49ZM28 48H30V50L28 49ZM35 48V51L33 50ZM37 48V49H36ZM41 48L43 49V50H41ZM100 48V49H99ZM109 48V49H108ZM251 48V49H250ZM28 49V50H27ZM41 50V51H38V50ZM108 49V50H107ZM21 50V51H20ZM32 50H33V52H32ZM45 50V51H46ZM114 50H116V51H114ZM249 50H250V52H249ZM251 50H253V52L251 51ZM17 51V52H16ZM38 51V52H37ZM89 52L91 51V50H88ZM100 52V53H99ZM255 52V53H254ZM17 54V56H15L16 54ZM25 53H27V54H25ZM251 53V55H249ZM254 53V54H253ZM23 54H25V55H23ZM39 54H41V57H40V55ZM43 54V55H42ZM82 54H85V52L83 51L82 52ZM36 55H38V56H36ZM62 55V54H61ZM60 55V56H61ZM73 56H76L77 54H72ZM16 58H15V57ZM18 56H21V57H19L18 58ZM25 56V57H24ZM34 56H36V57H34ZM113 56V57H112ZM246 56H247V58H249V59H247L246 58ZM250 56V57H249ZM33 57V58H32ZM8 58V59H7ZM39 58V59H38ZM41 58V59H40ZM52 58V59H51ZM113 58V59H112ZM23 59V60H22ZM247 60H249V61H247ZM48 61V62H47ZM54 61H55V63H54ZM220 61H222V62H220ZM244 61V63H243V65H241V63ZM220 62V63H219ZM3 63V64H2ZM12 63H14V64H12ZM18 63V64H17ZM31 63V62H30ZM48 63V64H47ZM99 63H101L100 61H97V63H96V67H100L101 65H102V63L101 64H99ZM246 63V64H245ZM236 64L237 65H239V66H236ZM171 65V64H170ZM212 65V66H211ZM247 65V66H246ZM55 66V67H54ZM214 66V67H213ZM220 66H222V67H220ZM187 67V69L190 67H188V66H186ZM186 67L184 66V70H185V72H184V75H187L186 73L188 72L187 71V69H186ZM211 67H213V69L211 68ZM236 67V68H235ZM245 67V68H244ZM28 68V69H27ZM209 68V69H208ZM236 69V71H234V70H232V69ZM240 68H241V71H240ZM47 69V70H46ZM49 69V70H48ZM55 69V70H54ZM239 69V70H238ZM0 70H2V69H0ZM43 70H45V71H43ZM198 71H199V69H197ZM196 70V72H198ZM233 72H232V71ZM26 71V72H25ZM28 71V72H27ZM42 71V72H41ZM56 71V72H55ZM187 71V72H186ZM223 71H225V72H223ZM232 73H231V72ZM34 72V74H36ZM205 72V71H204ZM219 72V73H218ZM238 72H240V73H238ZM17 73H18V75H17ZM211 73V74H210ZM231 73V74H230ZM238 74V76H237V74ZM254 73V74H253ZM16 74V75H15ZM224 76H223V75ZM260 74V75H259ZM38 75H40V74H38ZM221 75H222V78H221ZM226 75V76H225ZM227 75H230V76H227ZM233 75V76H232ZM254 75H256V76H254ZM4 76V77H3ZM33 76V74L32 75H30L29 77H32ZM215 76V77H214ZM220 76V77H219ZM234 76H236V77H234ZM251 76H253L254 78H252ZM20 77V78H19ZM204 77V78H205ZM214 77V78H213ZM218 77V78H217ZM244 77V78H245ZM35 77L33 76L32 78H31V80L32 79H34ZM44 78V79H43ZM101 78H103L102 76L101 77H97L96 78V82L97 81H99V80H102ZM209 78H210V80H209ZM216 78V79H215ZM234 78V79H233ZM236 78V79H237ZM252 78V79H251ZM98 79V80H97ZM200 79H201V77H200ZM219 79H221V80H219ZM246 79V78H245ZM22 80V79H21ZM256 80V79H255ZM50 81V82H49ZM214 82V85H213V82ZM218 81V82H217ZM221 81H223V82H221ZM220 82V83H219ZM230 82V83H229ZM44 83H46V84H44ZM216 83V84H215ZM245 83V84H244ZM258 83V82H257ZM244 84V85H243ZM246 84H247V86H246ZM43 85V86H42ZM84 85V84H83ZM83 85H81V86H78V87H75V88H73L72 90H74L75 92H76V90H80L79 88L80 87H82ZM242 85V86H241ZM241 86V87H240ZM59 88H61L62 89V91L61 90H57V91H59V94H57V96L59 97V96H61V95H63V94H65L67 91H68V89H65L66 87L65 86H58ZM219 87V86H218ZM252 87V88H251ZM77 88V89H76ZM190 89H191V86H190ZM189 89V90H190ZM18 90L19 89H16V90H11V91H9L8 93H6L4 96H0V158H2V157H7L6 155H8L9 156V152L14 148V146H16V144L19 142V143H22V144H19V145H22V147H23V149L18 145V146H16V148L18 149V150H16V152L18 153H16V158L14 159V160H12L8 165L7 164H4V165H2L1 167H0V172L2 173V171H4V169H5V172H3V173H5V174H1L0 173V176L1 177H10V175H11V177H12V175L14 176V174H10V172L11 173H15V171L17 172V170L18 169H20L23 165H25V164H27V163H29L30 161H32V160H34L35 158L37 159V160H39L40 158H41V160L43 159L42 157L44 156V157H46V153L48 154V152L50 151L49 149H52L53 150V148H51L54 144V141L55 140H53L52 141V139L54 138V139H58V137L56 136V138H55V135H54V137H53V133H50L49 131L51 130V129H49L50 128V125H51V123H50V121H48L49 120V117H47V115L46 114H48L49 112L51 113L52 112V110L54 109V108H56L57 107V104L58 103H56V104H52V103H50V100H52V98H50V97H48V98H46V99H44V98H42V101L40 100V102H39V104H35V105H32V107H27L26 108V105L28 106V104H27V101H24V103H23V100L21 99V100H16V101H14L15 99H14V97H12L11 95H13L14 96V94H16L17 92H18ZM248 90H250V91H248ZM66 91V92H65ZM73 91V92H74ZM233 91H234V93H233ZM12 92L14 93V94H12ZM244 92H247V94L246 93H244ZM252 92V93H251ZM78 93V94H77ZM77 93H76V96L75 97H78L79 95L81 96L82 95V92L80 93L79 91H77ZM249 93H251V95H253L252 97H251V95H249ZM254 93V94H253ZM31 94V90H27V92H26V97H29V95ZM238 94V95H237ZM242 95V96H241ZM255 95V96H254ZM7 96V97H6ZM247 96H250V98L248 97L247 98ZM13 99H12V98ZM54 97V96H53ZM234 97V98H233ZM239 97V98H238ZM244 97V98H243ZM246 97V98H245ZM8 98V99H7ZM165 98H166V96H165ZM165 98H160L159 99V101H157V100H153V102H152V100L151 99H147L146 101H147V104H148V106H149V104H151L152 106H149L150 108L152 107H154L153 109L151 108H149L146 104H145V106H144V110L142 111V109H141V111H140V113L142 112V113H145L146 114V117H148V119H146V117H145V114L143 115L142 113V119L144 120H142V125H144V126H146L145 125V123L146 124H148L149 126L150 125H154V124H157L158 123V121H160V119H163L162 120V125L164 126L166 123H164L165 121L167 122V119L170 117L171 118V116L172 117H175V116H178V114L181 112V108H180V105H176L175 106V104H177V100H175V102H171V104H173L174 106V109H172V107H171V104L169 105V103H167V105L165 104ZM25 99H27V98H25ZM50 99V100H49ZM244 99V100H243ZM249 99V100H248ZM48 100V101H47ZM164 102H163V101ZM237 100H241V102L240 101H237ZM18 101V102H17ZM70 101V100H69ZM68 101V102H69ZM157 101V102H156ZM22 102V103H21ZM45 102H46V104H45ZM149 102V103H148ZM161 102L162 103H164L163 105L161 104ZM229 102V101H228ZM7 105H6V104ZM49 103V104H48ZM146 103V102H145ZM232 103H230L229 102V104L230 105H233ZM239 103V104H238ZM24 104V105H23ZM26 104V105H25ZM159 104V105H158ZM161 104V105H160ZM36 105H37V107H38V105H40V106H43V108H45V109H47V110H45V109H42L41 107H38V110L40 111V112H38V113H40L41 114V112L42 113H44V111H45V115H46V119H44V117H45V115L44 114H41V116L39 117V114L37 113V114H33L32 115V113H28V114H26L28 117H29V119L30 120H28V117L26 116V115H24L23 117H22V115H16L15 114V112L14 111H16V113H17V110L18 111H21V109H27V111H30V112H33V107H36ZM48 105H51V106H53L54 105V107H53V109H52V107L50 106V107H48ZM169 105V108L167 107L166 108V106H168ZM229 105V106H230ZM5 106V107H4ZM8 106H10V107H8ZM56 106V107H55ZM162 107V109H161V107ZM159 107H160V109L161 110H158L159 109ZM165 107V108H164ZM171 107V108H170ZM179 107V108H178ZM230 107H233V106H230ZM230 107H228L227 109H226V111H224V112H226L227 114H228V116H231V118L230 117H228V116H224L226 113H223V112H221L222 113V115L224 116L223 117V119H226V120H224L225 122H221V124H223L221 127V129H218L216 132L215 131H213L212 132V134H208V135H212L211 137L209 136V138H208V135H206L205 137H207V139L205 138V137H201L200 138V141H199V139L198 140H193V143H192V136L190 137V135H189V139L191 140V141H189V139H188V137L187 138H185V139H188L187 141L184 139V141L183 140H180L181 141V143L177 140V139H175L176 140V142L178 143V145H177V147H180L181 146V148H180V150L178 149V148H176V150H177V153H176V150L174 149L175 147H176V144H175V140H174V147L172 146V144H173V141L171 140L170 141V143H167V145L166 146H168V154H165V155H169L170 156V154H172L171 156H170V159H171V161H175L174 162V164H179L180 162H178V161H181L182 162V160H183V162L185 163V162H188V161H190L191 159H196L197 157H199V156H201V153L203 152V151H205V150H203V151H200L199 152V148H200V146H201V148H205V149H207L206 147V145H212V142H214V141H216V140H214V136H215V134H216V136H218L221 132L219 131V130H223V128H224V125L226 124V121H227V119L229 120V121H227V122H229V123H231V125L230 124H226V126L228 125L229 126V128L226 130V131H230V130H232L231 128V126L233 125V120H231V119H233L232 118V115H233V113H234V115L236 114V110L237 109H234V112L232 111V108H230ZM32 108V109H31ZM48 108L50 109L51 108V110H49L48 111ZM146 108H148L149 110H151V112L153 113L154 111L153 110H155V109H157V111H159L158 113L156 112V110H155V112L153 113V114H156L155 115V117L157 118H155L154 116V119L152 120V117H150L151 115H153V114H149L148 113V109H146ZM147 111H146V110ZM175 109H177V110H175ZM179 109V110H178ZM7 110V112H4V111H6ZM37 110V111H38ZM164 110H165V112H164ZM170 110V111H169ZM173 110H175V111H173ZM231 110V111H230ZM12 111V112H11ZM36 111V112H37ZM48 111V112H47ZM36 112H34V113H36ZM160 112H161V114H162V112H164L162 115L160 114ZM218 112V114H221V113H219V111H217ZM231 113V114H229V113ZM139 113V114H140ZM148 113V114H147ZM168 113V114H167ZM169 113H170V115H169ZM172 113H173V115H172ZM176 115H175V114ZM158 114V115H157ZM165 114H167V115H165ZM211 114L213 115V120H214V118H215V120L216 119H218L219 117H217V116H220V115H215V113H210V116H211ZM226 114V115H227ZM150 115V116H149ZM169 115V116H168ZM221 115V116H222ZM12 116V117H11ZM34 116H36L35 118H34ZM43 116V117H42ZM48 116H50V114L48 115ZM159 116H160V118H159ZM20 117H22V118H20ZM24 117H26V119L23 121V120H21V119H24ZM139 117V116H138ZM149 117L151 118V119H149ZM163 117V118H162ZM234 117V116H233ZM9 118V119H8ZM20 118V119H19ZM38 118V119H37ZM72 118V119H71ZM70 118V121L69 122H71L73 119H75V117L73 118V117H71ZM145 118V119H144ZM167 118V119H166ZM169 118V119H170ZM35 119H36V121H39V122H37V127H38V131H37V128H36V126H35V123H36V121H35ZM169 119H168V121H169ZM16 120V121H15ZM19 120H21L22 121V123H21V121H19ZM28 120V121H27ZM41 120H42V122H43V120H44V122L46 121V123H45V125L44 126H42L41 124H44V122L43 123H41ZM155 120H156V123H155ZM158 120V121H157ZM35 121V122H34ZM74 121V120H73ZM146 121V122H145ZM152 122V121H154L153 123H148V122ZM198 121V119L197 120H195V122H197ZM232 121V122H231ZM13 122V123H12ZM23 122H24V124H23ZM32 122H34V124H32ZM68 122V124H70ZM25 123H27L28 125H26ZM32 124L34 127H35V130L37 131V132H39V133H42V135H46V137H43V136H39V137H41V138H39L40 139V142H39V140L37 139L36 140V144L33 142V145H32V142L31 143H29V142H27V141H24V139L22 138V136H24L25 134L24 133H26L28 130H30L31 128H34L32 125H29V124ZM38 123H41V124H39L38 125ZM48 123L50 124L49 125V127H46V125L48 126ZM144 123V124H143ZM15 126H14V125ZM17 124V125H16ZM11 125V126H13V127H9V126ZM24 125H25V127L27 128V126L29 127V126H31L30 127V129L28 128L27 130H25L26 128L24 127ZM147 125V126H148ZM6 126V127H5ZM20 126V127H19ZM225 126V127H226ZM227 126V127H228ZM9 127V128H8ZM16 129H15V128ZM23 127V128H22ZM42 127H45V128H41ZM226 127V128H227ZM240 127H241V124H240ZM6 128V129H5ZM11 128V129H10ZM20 128H22V129H24V131L22 130V129H20ZM47 128H48V131L47 132H49V134L48 133H46V130H47ZM65 128V127H64ZM63 128V129H64ZM66 128H68L67 127V125H66ZM225 128V129H226ZM19 129H20V131H21V133H19L20 131H19ZM233 129H234V127H233ZM2 130V131H1ZM39 130H41V131H39ZM45 130V131H44ZM4 131H6V132H4ZM9 131V132H8ZM16 132V133H14V134H12L13 132ZM26 131V132H25ZM44 131V132H43ZM64 131H66V129H64ZM64 131L62 132L61 131V134L62 133H64ZM219 132V133H218ZM6 133V134H5ZM18 133V134H17ZM2 134V135H1ZM10 134V135H9ZM218 134V135H217ZM7 135V136H6ZM14 135H16L15 136V138L16 139H23V141H22V139H21V141L22 142H20V141H16L15 139H14ZM21 136V137H18L17 138V136ZM50 135V136H49ZM64 135V134H63ZM63 135H61L62 137H63ZM11 136H13V137H11ZM47 136H49V137H47ZM204 136V135H203ZM215 136V137H216ZM127 137V136H126ZM125 137V138H126ZM8 138V140H6ZM125 138H122L123 140H125ZM175 138H177V137H175ZM205 138V140H201V139H204ZM213 138V139H212ZM42 139V140H41ZM56 139V140H57ZM129 140H125V141H123V140H120L121 142H123L124 144H125V147H127V148H125L124 147V144H123V146L122 145H119L118 147H117V149H115V150H110V152L111 151H116V152H111V154H109V155H107V156H111V157H113V155H115V157H118L119 156V158H116V160H113V159H115L114 157L112 158V162H109V164L108 165H106L104 168L106 169V167H107V171L105 170V172L108 174L109 173V176L107 175V174H104L105 176V178L103 179V181L105 182V180H107V179H111V178H113V177H115V175H117V174H115V172L116 173H119L118 171H124L125 169L127 170L128 168H130V167H134V166H136L138 163H139V161L142 159V158H140L139 156H138V158L136 157V155L139 153L138 152V150L136 149V147H140V149L143 147H145V146H142L141 147V144L143 145V144H145V143H150L151 142V138H140L139 136L138 137H136V139H135V136L134 137H129L128 138ZM147 139V140H146ZM153 139H154V137H153ZM45 140V141H44ZM50 140L52 141V142H50ZM133 140H135L134 142H132ZM146 140V141H145ZM149 140H150V142H149ZM4 141V142H3ZM16 141V142H15ZM48 141V142H47ZM60 141V140H59ZM58 141V142H59ZM117 141H119V140H117ZM129 141H131L130 143H129ZM136 141H140V142H142L140 145H139V143L138 144H136L135 142ZM148 141V142H147ZM210 143H209V142ZM3 142V143H2ZM11 142V143H10ZM14 142H15V145L13 146V144H14ZM24 142V143H23ZM43 142H45V143H43ZM47 142V143H46ZM57 142V143H58ZM186 142V143H185ZM6 143V144H5ZM41 143V144H40ZM172 143V144H171ZM192 143V144H191ZM3 144H4V148L2 147L3 146ZM11 144V145H10ZM26 144V145H25ZM29 144V145H28ZM37 144H39V145H37ZM169 144V145H168ZM170 144H171V147L173 148H171V147H169L170 146ZM180 144V145H179ZM186 144V145H185ZM205 144V145H204ZM31 145V146H30ZM36 145V146H35ZM42 145H43V147H42ZM136 145V146H135ZM184 145V146H183ZM29 146V147H28ZM33 146V147H32ZM45 146V147H44ZM46 146H47V149H46ZM49 146V147H48ZM56 146V145H55ZM123 147V148H121V147ZM135 148H134V147ZM262 146H264V144H262L261 145V147ZM9 147V148H8ZM26 147V148H25ZM28 147V148H27ZM42 147V148H41ZM120 147V148H119ZM138 147V148H139ZM147 147V146H146ZM199 147V148H198ZM33 148V149H32ZM43 148H45V150L43 149ZM142 148V149H143ZM170 148V149H169ZM196 148H197V150H196ZM209 148H210V146H209ZM208 148V149H209ZM4 149V150H3ZM7 149V150H6ZM29 149V150H28ZM42 149V150H41ZM128 151L129 149H130V152L128 151V155H127V152L125 151ZM132 149V150H131ZM134 149H135V151H134ZM145 149V148H144ZM193 149H195L194 151H193ZM28 150V151H27ZM32 150V151H31ZM34 150V151H33ZM38 150V151H37ZM45 151V153L44 152H42V154H36V153H41V151ZM48 150V151H47ZM123 150L125 151V153H126V155H125V153L123 152ZM136 150H137V152H136ZM173 150V151H172ZM178 150H179V152H178ZM202 150V149H201ZM5 153H4V152ZM25 151V152H24ZM47 151V152H46ZM132 151L133 152H136L135 154H131L132 153ZM143 151V150H142ZM194 153H193V152ZM197 151V152H196ZM2 152L4 153L3 155H2ZM7 152V153H6ZM26 152L28 153V154H26ZM118 152H123V154H118V156H117V153ZM140 152H141V150H140ZM260 152H262V150H260L259 151V153H257V155L256 154H251L249 157H241V158H231V157H226V156H224V158H226L225 160H227V159H229V160H227L228 161V163H227V161H225V160H221L220 161V159L217 161H214V162H217V163H214V162H210L208 165V168H211V167H213V166H215V164H216V166L215 167H213L211 170L210 169H208L209 170V172H212V173H214V171L213 170H215V169H217L218 167H220V168H218V170L219 171H215V172H217V173H219L220 175H221V179L219 180V181H217L218 179H219V177H218V179L216 180V181H214V182H209V179L207 180V177H205V175H202L200 172H196V173H198V174H196V173H193L192 174V176H194V177H192L191 175L190 176H188V178H185L187 181H189V180H191V182L189 181V182H187V181H184L185 183H183V181H182V179H181V181L182 182H180L179 181V183L176 185L177 186V188H178V186H180V187H183V189H184V187H186V185H187V183H189V184H191L192 183V181H194V180H196V181H194V182H196L195 184H194V182L192 183V185H191V187L193 186V184H194V186L193 187H195V188H190L189 186V184H188V186L185 188V191L186 190H188V192H190V193H188V192H181V189L182 188H178V189H176L175 187H174V189L177 191H175V190H173V192L174 193H172L171 192V194H170V191H168L169 192V194H168V192H167V199H169L170 201L169 202H171L172 204H174V205H169V202L167 203L166 202V204H164V205H167L166 207H167V209H169V210H167L166 211V207L164 208L163 207V209L162 208H156L155 209V206H154V208H153V210H152V208L150 209L149 208V210L147 209V208H145L144 206H146V204L145 203H140V209H143L142 208V206L144 207V209L146 210L147 209V212H146V214L144 213L143 215H139V216H136V221H138L139 219H138V217H140L141 219V221L142 220H145L146 219V217H147V219H148V217L149 216H154V217H152V219L150 220L149 219V223H151L150 221H152L153 222V224L155 225V226H153V224H152V227H154L153 229V234H152V232L150 233V237H148V239L147 238H144V239H142L141 241H139V240H134L133 241V239H131L130 240V243L131 244H129V241L128 240H126V241H128V242H126L125 240V242L123 241H120V243H118V245H120V246H117L116 245V247H118L116 250V252H122V254H117V257L115 258V259H112V260H115V261H117L116 263H118V262H121L123 259L124 260H127V261H124V262H122V264L123 263H125V262H133L134 264H139L140 262H138V260L140 259L139 258V253H140V249L142 250L141 251V253L143 254V255H147L145 252H147V251H149V249L150 248H155L157 245H162V241H160L159 242V240L161 239V240H164V237L167 235V233L169 234L170 232H172V229L174 230V229H177L178 228V226L176 225V224H178V223H181V224H179V226L180 225H182L183 227H185V229L182 227V230H183V232H184V234H178L177 236V240L178 241H175V245H176V247H177V249L179 250V245H181L182 244V238L184 237V236H190L191 237V239H193L192 240V242L191 243H189V245H188V249L187 248H185V250H184V252H179L180 254L179 255H173L172 256V254L173 253H175L177 250H174L173 248V246H175V245H173V246H170V247H172V250L171 251H169V248L167 247V249L166 248H164L163 250L165 251V252H163L164 254H162V256H166V254L165 253H167L168 251V253L167 254H169V256L167 255V257L166 258H164L163 260H161V261H155L154 263H151V264H185V261H186V264H188V263H190V264H192V259H195L196 257L199 259V260H203L202 261V263L203 264H264V220H263V223L262 222H260V221H258V222H260L259 224H258V222L256 223V225H260L261 223V226H256L255 225V227L257 228V229H253V228H251L250 226H248V227H244V225H243V223H245V225H247V222L248 221H250L251 219H253L255 216H258L257 218H259L260 216L259 215H261L262 217H264V207H263V210H261L262 209V205L264 206V202H263V204H262V201H264V192H261L262 190H260V191H257L256 193H255V195H256V197H253V196H255V195H253L252 196V198H250V199H248L247 200V202H242L239 198H242L243 197V193H241V192H243L242 191V189H245L246 188V186L248 185V184H250L251 182H252V179H253V177H251L250 175H253L254 174V172H257L256 174H258V175H256L255 174V177H254V180L253 181H255V180H257V178L258 179H260V177L262 178L263 176H264V171H262V170H264V166H262V164H264L263 163V161H264V154H260ZM21 153H23V155L21 154ZM141 153H143V152H141ZM179 153V154H178ZM191 153V154H190ZM198 153L199 155L196 157V154ZM36 154V155H35ZM5 155V156H4ZM25 155V156H24ZM26 155H28V156H26ZM33 155H35V156H33V159H32V156ZM49 155V154H48ZM120 155H122V156H120ZM130 155V156H129ZM132 155V156H131ZM173 155H175V156H173ZM195 156L194 158L192 157V156ZM261 156V155H263V156H261V157H263V158H259V156ZM19 158H18V157ZM37 156V157H36ZM38 156L40 157V158H38ZM124 156V157H123ZM252 156V157H251ZM258 157V160H256V158ZM21 157H22V159H21ZM30 157V158H29ZM111 157L109 158V161H111ZM126 157V158H125ZM129 157V158H128ZM173 157V158H172ZM191 158V159H189V158ZM223 157V156H222ZM123 158V159H122ZM124 158H125V160H124ZM128 158V159H127ZM180 158V159H179ZM223 158V159H224ZM231 158V159H230ZM243 158V159H242ZM245 158H247L246 159V161H245ZM248 158H249V160H248ZM16 159H18V160H16ZM35 159V160H36ZM119 159H120V161H119ZM133 161H132V160ZM137 159V160H136ZM139 159V160H138ZM185 159H186V161H185ZM187 159H188V161H187ZM241 159V160H240ZM252 159H254V162L253 161H251ZM261 159V160H260ZM262 159H263V161H262ZM16 160V161H15ZM124 160V161H123ZM137 162H136V161ZM239 160H240V163H238L239 162ZM242 160L244 161V162H242ZM256 160V161H255ZM115 163H114V162ZM116 161H117V163H116ZM123 161V162H122ZM126 161V162H125ZM129 161H131V163L129 162ZM233 161V162H232ZM235 161H237V165H238V168L240 169H244V172H245V170L247 169V168H249V167H251L250 169H252V170H250L249 169V171L248 170H246V172L247 173H241L240 174V172L241 171H243V170H239V169H236L237 168V165H235L234 163H235ZM262 161V162H261ZM127 162H129L130 164H132V162H133V164H136V165H132V166H128V163ZM136 162V163H135ZM178 162V163H177ZM182 162V163H183ZM220 162V163H219ZM252 162V163H251ZM125 163V164H124ZM225 163V164H224ZM231 163V164H230ZM256 164V163H258V164H256V165H254V164ZM123 164V165H122ZM214 164V165H213ZM235 166H233V165ZM242 164H243V166H242ZM244 164H246V165H244ZM248 164V165H247ZM253 165V166H250V165ZM261 164V165H260ZM213 165V166H212ZM228 165H230V166H228ZM257 165H258V167H257ZM8 167V168H6V167ZM116 166V167H115ZM211 166V167H210ZM218 166V167H217ZM226 168L225 170H223L224 168ZM231 166H233L232 168H229V167H231ZM247 166V167H246ZM249 166V167H248ZM245 167V168H244ZM255 167V168H254ZM261 167H263V168H261ZM3 168V170H1ZM109 168H112V169H109ZM113 168H115V169H113ZM119 168V169H118ZM257 168H258V171H261V172H258L257 171ZM260 168H261V170H260ZM6 169H8V170H6ZM234 169V170H233ZM235 169H236V171H237V173H235L236 171H235ZM11 170H13V171H11ZM104 170V169H103ZM113 170V171H112ZM115 170V171H114ZM229 170H231V171H233V172H229ZM238 170H239V172H238ZM253 170H254V172H253ZM221 171H222V173H221ZM224 171V172H223ZM225 171H228L227 172V174L225 173ZM235 171V172H234ZM110 172L112 173L111 175H110ZM250 174H249V173ZM234 173V175H232ZM198 176V175H202L204 178H206V179H204L202 176H196V175ZM222 174L224 175L223 177H222ZM237 174H239L240 176H239V178L237 179L236 177H238V175ZM248 174V175H247ZM106 175H107V177H106ZM228 175V176H227ZM244 175V176H243ZM263 175V176H262ZM102 176V175H101ZM230 176H232V177H230ZM242 176V177H241ZM256 176H258L257 178H256ZM103 177V176H102ZM192 177V178H191ZM199 177H202V178H199ZM225 177V178H224ZM236 178V180L238 181H236V183L234 182V180H235V178ZM189 178H191V179H189ZM228 179V181H227V179ZM231 178V179H230ZM233 178V179H232ZM241 178H243V179H241ZM246 178V180H247V182H243V184L240 182V180H242V181H246V180H244ZM256 178V179H255ZM96 179V178H95ZM94 179V180H95ZM189 179V180H188ZM194 179V180H193ZM198 179H203V180H205L206 182H208V183H206L208 186H206V184H204V182H202L201 183V180H200V182H197V181H199ZM223 179V180H222ZM224 179H225V181L228 183V185H229V187L230 188H234L233 190L232 189H230L229 187H228V185H227V189H225V187L224 186H226V182L224 181ZM249 179H251V180H249ZM93 180V181H94ZM98 180V178L94 181V182H96ZM202 180V181H203ZM220 181L221 182H223V184L222 185H220V186H218V182H219V184H221L220 183ZM230 181V182H229ZM231 181H233L234 183H232ZM248 181H251L250 183H248ZM187 182V183H186ZM200 183V184H199ZM214 183H215V185H214ZM185 184V185H184ZM197 184V185H196ZM204 185L203 187H205L206 186V189H208L209 188V190H208V192H206L205 194H203L202 196H201V198L199 197V199H196V198H194L195 200H196V202H195V200L194 199H190L189 198V194L191 195H193L194 194V196L198 193V191H199V189L201 188L200 186L201 185ZM213 184V185H212ZM238 184H242V187L239 185L238 186ZM184 185V186H183ZM211 185V186H210ZM217 185V186H216ZM105 186V185H104ZM197 186V187H196ZM199 186V187H198ZM215 186V188L213 189V188H210V187H214ZM233 186V187H232ZM234 186H236V187H234ZM243 186H244V188H243ZM188 187H189V189H188ZM218 187V188H217ZM240 188V189H238V188ZM101 188H99L97 191H99V192H97V194L98 193H100V190ZM182 189V190H183ZM192 189H193V193H192ZM212 189V190H211ZM221 189H224L225 190V192H223ZM96 190V189H95ZM195 190V191H194ZM227 190H231L230 192H232V193H229ZM238 190H240V191H238ZM80 191L81 192H83L84 193V195H83V193H82V195H81V197H83V199H81V197L80 198H78L79 200H80V202L82 201V202H84L85 201V198H88V196L92 193H94V195L96 196V194H95V191L93 190V192L92 191H89V193H88V191H86V190H82V189H80ZM79 191V192H80ZM219 191H220V193H221V191L223 192V194H225V195H223L222 193L220 194L219 193ZM237 193V195H235L236 193ZM78 192V193H79ZM159 193H160V191H158ZM197 192V193H196ZM212 192H214L213 194H212ZM235 194H234V193ZM240 192V193H239ZM259 192V193H258ZM87 195H86V194ZM159 193H154L155 195H153L152 196V200L154 201V202H150L151 204H158V202H156L157 201V199L159 198V197H155L157 194H158V196H159ZM186 193H187V195H186ZM209 193V194H208ZM218 193V194H217ZM226 193L228 194V195H226ZM263 193V194H262ZM92 194H91V197L93 198V196H92ZM180 194V195H179ZM183 194H185L184 196H186V197H184L183 196ZM223 195V196H220V195ZM230 194V195H229ZM231 194H232V196H231ZM239 194H242V195H239ZM258 194H259V196H258ZM262 195V197L260 198V196ZM206 195V196H205ZM210 195V197H208ZM214 195H216V197L214 196ZM218 195V196H217ZM235 195V196H234ZM94 196V197H95ZM179 196H181L180 197V199H179ZM226 196V197H225ZM228 196H230V197H228ZM171 197V198H170ZM174 197V198H173ZM177 197H178V199H177ZM207 199H206V198ZM219 197V198H218ZM228 197V198H227ZM233 197H234V200H232L233 199ZM235 197H236V199H235ZM259 197V198H258ZM92 198H91V200H92ZM156 198V199H155ZM193 198V197H192ZM205 198V199H204ZM223 198H227V200L225 199H223ZM230 198H231V200L232 201H234V202H231V200H230ZM171 199H173L172 201H171ZM186 199H188L187 201H185ZM216 199H218L217 200V202H216ZM90 196H89V199L86 201L87 203H79V204H83V206L85 205H90L91 203H90ZM190 200V201H189ZM193 200V201H192ZM205 200V201H204ZM240 200V201H239ZM260 200V201H259ZM262 200V201H261ZM49 200H47V201H45L46 203L48 202ZM189 201V202H188ZM204 201V202H203ZM212 201H215V203L213 202L212 203ZM228 201V202H227ZM230 201V202H229ZM93 202V201H92ZM94 202H96V201H94ZM93 202V203H94ZM156 202V203H155ZM178 202H180V203H178ZM184 202H187V203H184ZM192 204H191V203ZM194 202V203H193ZM200 202V203H199ZM227 202V203H226ZM236 202V203H235ZM258 202V203H257ZM259 202H260V206H259ZM78 203V202H77ZM183 203V204H182ZM246 203V204H245ZM188 204V205H187ZM228 204V205H227ZM234 204H238V205H234ZM253 204H256V206L257 207H260V210L257 208V207H255V205H253ZM186 205V206H185ZM191 205V206H190ZM225 205V206H224ZM233 205V206H232ZM253 205V206H252ZM94 205H92V207H93ZM159 205H157V207H158ZM171 206H174V208H175V210L173 209V207H171ZM186 208H185V207ZM188 206V207H187ZM203 206V207H202ZM211 206V207H210ZM220 206H221V208H220ZM236 207V210H232V209H235V207ZM151 207H153V206H151ZM160 207H161V204H160ZM179 207H181L180 209H179ZM199 207V208H198ZM201 207V208H200ZM225 207H226V209H225ZM240 207V208H239ZM253 209H252V208ZM177 208H178V210H177ZM190 210H189V209ZM192 208V209H191ZM194 208V209H193ZM223 208L225 209V210H223ZM228 208V209H227ZM240 209V210H237V209ZM243 208H245V209H243ZM246 208H251L252 210H250V213H249V210H247ZM255 208H257V209H255ZM170 209H173L174 210V212H172V210H171V212L172 213H174V214H170ZM198 209V210H197ZM217 211H216V210ZM222 209V210H221ZM230 209V210H229ZM155 210H157V211H155ZM162 210V211H161ZM181 210V211H180ZM182 210H183V212L185 213V215H184V213L182 212ZM186 210V211H185ZM191 210H193V211H191ZM196 210V211H195ZM211 210H213V212L211 211ZM220 210H221V213H219L220 212ZM244 210H246V212H245V214H244ZM257 210H259V211H261V212H259V211H257ZM152 211H154V213H151ZM158 211H160V212H158ZM180 211V212H179ZM191 211V212H190ZM199 211V212H198ZM216 211V212H215ZM224 211H228L229 213L230 212H232V211H234L233 212V214H231L230 216L226 213V212H224ZM238 211V213H236L235 214V212H237ZM251 211H253L252 213H256L257 212V215H255L254 216V214H252L253 215V218H252V215H251ZM256 211V212H255ZM148 212H150V213H148ZM167 214H166V213ZM201 212V213H200ZM147 213L148 214H150V215H147ZM158 213V214H157ZM161 213V214H160ZM162 213H164V214H166V215H170V216H166V215H163ZM169 213V214H168ZM189 213V214H188ZM206 213H208L207 215H206ZM222 213L224 214V213H226V215L228 216H225V217H227V218H225V217H223L224 215H222ZM247 213H249V214H247ZM262 213V214H261ZM156 214V215H155ZM177 214V215H176ZM181 214V215H180ZM196 214V215H195ZM197 214H199V215H197ZM206 216H205V215ZM221 214V215H220ZM247 214V215H246ZM172 215V216H171ZM183 215V216H182ZM187 215V216H186ZM192 215H194V216H192ZM219 215V216H218ZM237 217H236V216ZM244 215H245V217L246 216H248V215H251V216H249L250 217V220H249V218L248 217H246L247 219L246 220H248V221H246L245 219L244 220H242L243 219V217H244ZM144 216V217H143ZM155 216H156V219H155ZM158 216V217H157ZM174 216L176 217L175 219H174ZM182 216V217H181ZM205 216V217H204ZM143 217V218H142ZM167 217H169V218H167L168 219V222L166 223V218ZM173 217V219H171ZM202 218V219H199V218ZM221 218V220H223V222L220 220V218ZM239 217L241 218V219H239ZM261 217V218H262ZM134 218H132L133 219V221H134ZM149 218H151V217H149ZM191 218V219H190ZM204 218L206 219V220H204ZM215 218V219H214ZM218 220H217V219ZM132 219L130 220L131 222H132ZM138 219V220H137ZM161 219V220H160ZM166 219V220H165ZM177 219V220H176ZM183 219V220H182ZM185 219V220H184ZM212 219V220H211ZM214 219V220H213ZM235 219V220H234ZM164 220V221H163ZM172 220V222H170V221ZM180 220H182V221H180ZM191 220V221H190ZM194 222H193V221ZM196 220V221H195ZM200 220V221H199ZM211 220V221H210ZM234 220V221H233ZM253 220H256L255 218L253 219ZM129 221V222H130ZM157 221V222H156ZM159 221V222H158ZM164 222V223H162V224H159V223H161V222ZM189 221H190V224H188L187 225V222L189 223ZM232 221V222H231ZM131 222L128 224V223H124V224H126V226L128 225V226H130V224H131ZM178 222V223H177ZM186 222V223H185ZM191 222H193V223H191ZM203 224H202V223ZM222 222V223H221ZM134 223H136L135 221H134ZM133 222H132V225L134 224ZM183 223V224H182ZM229 223H231V224H229ZM235 223V224H234ZM240 223H242V224H240ZM124 224H122L121 225V227L122 228H119V229H123L124 227H123V225ZM156 224H158V225H162L161 227L160 226H158L157 228H156ZM173 224V225H172ZM199 224H201V225H199ZM217 224V225H216ZM167 227H165V226ZM184 225H187V226H184ZM190 225H193V227L194 228H192V227H190ZM196 225V226H195ZM198 225V226H197ZM226 225V226H225ZM229 225H232V227L234 228H231ZM236 226V227H234V226ZM237 225H238V227H237ZM239 225H242V226H239ZM116 225H114V227H115ZM125 226V225H124ZM125 226V227H126ZM172 226V227H171ZM200 226V227H199ZM202 226H204V227H202ZM228 226V227H227ZM113 227V228H114ZM169 227V228H168ZM187 227V228H186ZM202 227V228H201ZM249 227H250V229H249ZM254 227V228H255ZM172 228V229H171ZM192 228V229H191ZM229 228V229H228ZM241 228V229H240ZM244 230H243V229ZM248 228V229H247ZM163 229H165L164 231H166L167 233H165V232H163ZM233 229V230H232ZM253 229V230H252ZM120 230V231H121ZM197 230H199V231H197ZM203 230V231H202ZM215 230V231H214ZM230 230H232V231H230ZM239 230V231H238ZM243 230V231H242ZM118 231V230H117ZM190 231V232H189ZM202 231V232H201ZM199 232V233H198ZM216 232H217V234H216ZM220 232H223V233H220ZM239 232V233H238ZM117 233V232H116ZM118 233H119V231H118ZM162 233H164V237H163V234ZM180 233V232H179ZM191 233H193V235L192 236H194L193 238H192V236H191ZM194 233H197V234H194ZM214 233V234H213ZM213 234V235H212ZM116 235H118V234H116ZM119 235H120V233H119ZM208 235H209V237H210V235H211V237L209 238L208 237ZM218 235V236H217ZM220 235V236H219ZM160 236H162L161 238H159ZM189 236H188V238H189ZM196 236V237H195ZM240 236V237H239ZM243 236V237H242ZM158 237V238H157ZM206 237H208V238H206ZM213 237V238H212ZM212 238V239H211ZM155 240V241H154ZM181 240V241H180ZM204 240V241H203ZM208 240V241H207ZM136 241H138V242H136ZM153 242V243H149V242ZM158 241V242H157ZM198 241H201V242H199L198 243ZM206 241V242H205ZM141 242V244H139ZM156 242H157V244H156ZM164 242V241H163ZM125 243H127V244H125ZM154 243H155V245H154ZM196 243H198V246H197V244ZM122 244V245H121ZM132 245V248L131 247H129V246H127L129 249H127V247L125 248V246L124 245ZM137 244V245H136ZM148 244V246L147 247H145L146 245ZM201 244V245H200ZM203 244V245H202ZM150 245V246H149ZM136 246V247H135ZM138 246V247H137ZM142 246H144V247H142ZM152 246H154V247H152ZM197 246V247H196ZM204 246V247H203ZM240 246V247H239ZM122 248V249H120V248ZM124 247V248H123ZM193 247V248H192ZM196 247V248H195ZM145 249V250H147V251H143V249ZM149 248V249H148ZM243 248V249H242ZM119 249L120 250H124L125 249V251H119ZM156 249H158V247L157 248H155L154 249V252H157V251H155ZM167 251H166V250ZM187 249V250H186ZM131 250V251H130ZM162 250V251H163ZM239 250H240V252H242L243 254H238V253H240L239 252ZM247 252H246V251ZM250 252H249V251ZM256 250H258V251H256ZM260 250V251H259ZM134 251V252H133ZM153 251V250H152ZM263 251V253H261ZM125 252V253H124ZM127 252V253H126ZM139 252V253H138ZM150 252V251H149ZM154 252H152L153 254H154ZM129 253V254H128ZM132 253V254H131ZM162 253V252H161ZM171 253V254H170ZM260 253V254H259ZM106 254H110L109 255V257L111 256V252H108V253H106ZM116 254V253H115ZM127 254V255H126ZM149 254V253H148ZM238 255V256H236L235 257V255ZM248 254H250V255H248ZM113 255H114V253H113ZM127 257H126V256ZM138 255V256H137ZM141 255V254H140ZM190 255V256H189ZM262 256V257H260V256ZM125 256V257H124ZM137 256V261H136V257ZM142 256V255H141ZM201 256H203V257H201ZM252 256V257H251ZM121 257H123V258H121ZM130 257L132 258V259H130ZM143 257V256H142ZM188 257V258H187ZM239 257H241V258H239ZM256 259H255V258ZM126 258V259H125ZM130 260H128V259ZM133 258H135V260L133 259ZM172 258V259H171ZM191 258V259H190ZM196 258V259H197ZM252 258H254V259H252ZM143 259V258H142ZM141 259V260H142ZM189 259L191 260V261H189ZM249 259H251V260H249ZM112 260H107V261H105V263L103 262V264H108V263H112ZM140 260V261H141ZM207 262H206V261ZM110 261V262H109ZM166 261V262H165ZM168 261V262H167ZM108 262V263H107ZM142 262V261H141ZM159 262V263H158ZM162 262V263H161ZM188 262V263H187ZM256 262V263H255Z\"/></svg>",
  "mask_w": 264,
  "mask_h": 264
}]
</instances>
